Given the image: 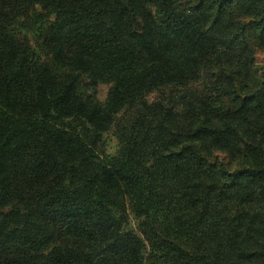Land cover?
<instances>
[{
    "label": "trees",
    "instance_id": "16d2710c",
    "mask_svg": "<svg viewBox=\"0 0 264 264\" xmlns=\"http://www.w3.org/2000/svg\"><path fill=\"white\" fill-rule=\"evenodd\" d=\"M260 54L264 0H0V264H264Z\"/></svg>",
    "mask_w": 264,
    "mask_h": 264
},
{
    "label": "rangeland",
    "instance_id": "374dc122",
    "mask_svg": "<svg viewBox=\"0 0 264 264\" xmlns=\"http://www.w3.org/2000/svg\"><path fill=\"white\" fill-rule=\"evenodd\" d=\"M259 60L262 61L264 60V54H260L258 56ZM106 90H107V86L105 85H101L99 87V98L103 99L105 97L106 94ZM104 145H105V149L107 152L112 153L116 150V146H117V142L115 141L114 137H112L111 135H106L104 138Z\"/></svg>",
    "mask_w": 264,
    "mask_h": 264
}]
</instances>
